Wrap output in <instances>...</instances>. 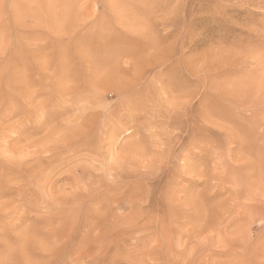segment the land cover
<instances>
[{"label":"rangeland","instance_id":"obj_1","mask_svg":"<svg viewBox=\"0 0 264 264\" xmlns=\"http://www.w3.org/2000/svg\"><path fill=\"white\" fill-rule=\"evenodd\" d=\"M0 264H264V0H0Z\"/></svg>","mask_w":264,"mask_h":264},{"label":"bare ground","instance_id":"obj_2","mask_svg":"<svg viewBox=\"0 0 264 264\" xmlns=\"http://www.w3.org/2000/svg\"><path fill=\"white\" fill-rule=\"evenodd\" d=\"M62 136L64 137L65 136V134H63V133H61V132H56V134L54 135V136H52L51 135V137H47L45 140H43L42 142H40V143H37L34 147H33V151L30 153V155H31V157L33 158V156H34V158H38V159H41V158H43V155L45 154V155H51V154H53V153H51L52 151H54V153H58L59 151H60V147L61 146H66L67 144H69V141H71V139H70V136L69 137H64V138H62ZM50 145H53V149L50 151V150H48V148H49V146ZM35 149V150H34ZM22 154V158L23 157H25L26 156V154H28V153H26V154H23V153H20L19 154V156ZM93 193V192H92ZM91 193V194H92ZM95 193V192H94ZM90 194V193H89ZM96 194V193H95ZM92 196V195H91ZM91 196L90 195H87V194H85L84 196H78V199H80V198H82V197H85V198H87V199H89V198H91ZM61 200H63V196L62 195H60V196H58V200L57 199H55V201H61ZM86 201V200H85ZM117 202V201H116ZM88 203V202H87ZM117 204H118V202H117ZM112 215V214H111ZM109 216V215H108ZM115 217H117V216H115ZM114 220H115V222L114 223H122L123 221H119V219H116V218H114ZM61 230V229H60ZM53 235H54V237L56 238V239H62V237H63V234H61V233H54L53 232ZM90 235V234H89ZM49 237V236H48ZM64 238V237H63ZM55 239V240H56ZM56 242V241H55ZM89 250V249H88ZM91 250H89V252H90ZM47 253H51L52 251L49 249V250H47L46 251ZM100 252V251H99ZM32 252H29L28 254H31ZM92 253V252H91ZM90 254V253H89Z\"/></svg>","mask_w":264,"mask_h":264}]
</instances>
